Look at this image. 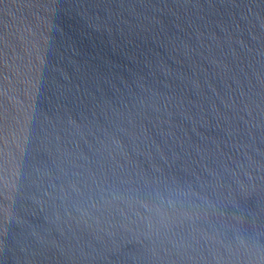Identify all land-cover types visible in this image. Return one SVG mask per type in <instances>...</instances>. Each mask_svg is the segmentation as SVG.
Segmentation results:
<instances>
[{
  "label": "water",
  "instance_id": "1",
  "mask_svg": "<svg viewBox=\"0 0 264 264\" xmlns=\"http://www.w3.org/2000/svg\"><path fill=\"white\" fill-rule=\"evenodd\" d=\"M0 264H264V0H0Z\"/></svg>",
  "mask_w": 264,
  "mask_h": 264
}]
</instances>
